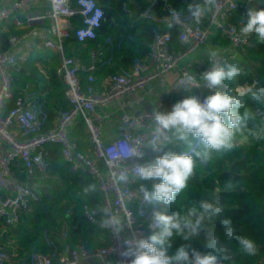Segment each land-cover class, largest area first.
I'll list each match as a JSON object with an SVG mask.
<instances>
[{
    "label": "built area",
    "instance_id": "1",
    "mask_svg": "<svg viewBox=\"0 0 264 264\" xmlns=\"http://www.w3.org/2000/svg\"><path fill=\"white\" fill-rule=\"evenodd\" d=\"M148 6L142 13L156 20L151 8L159 0H147ZM258 0H218V8L206 14L200 24H196L184 12V25L179 26L178 38L185 26L190 29L188 43L174 51L170 47L172 34L169 30H155L149 44L150 54L147 58L137 57L130 67H122L118 72L107 77L103 87L95 85V73L105 66L116 62L117 53L121 50L125 32L118 30L106 36L103 43L89 51L86 62L80 55H67L69 39L75 37L86 43L100 36L99 30L105 19V11L98 0H0V24L10 20L23 31L8 36V47L0 37V222L6 226L17 225L21 215L29 208L30 198L35 191L30 184L21 181L15 175L13 166L17 159L24 163L28 180L36 178L38 172L48 175V152L44 149L47 143L61 146L62 154L72 172H88L98 182L104 196V207L117 212L128 226L119 235L110 236L106 244L89 250L86 245L68 241L69 227L65 220L52 238L45 234V241L55 245L61 244L59 255L53 252L32 251L23 264H78L89 258H96L104 264H130L131 257L125 258L121 253L125 250L124 240L132 236L147 237L154 230L149 229V219L154 210L162 205H143L139 193V182L131 179L128 183H117L114 174L128 170L136 163L150 162V156H158L150 149L145 150L142 159L130 157L133 148H139L147 140L150 133V116L154 107L161 111H171L177 102L176 97L184 94L190 87L187 75L203 73L211 67V61L191 64L187 60L218 31L228 42V46L218 47L220 58L228 63L239 61L240 50L253 47L255 35L243 36L240 33L241 21L247 22V13ZM198 2V1H197ZM164 10L174 9L169 0H163ZM80 18L81 24L74 27L73 16ZM52 49L59 58L55 67L57 76L64 83L65 95L71 103L69 109L57 110L53 123L46 126L50 112L46 108L48 91H39L24 85L15 95L14 68L18 58L28 50ZM44 68V65L41 64ZM177 69L175 80L160 93L153 108L139 112H122L118 133L112 139L103 137L105 113L101 107L126 95L143 90L154 80ZM87 74L82 84L81 73ZM246 86V85H245ZM240 90V86L237 87ZM216 89L199 88L200 97L213 94ZM14 105L6 111L9 100ZM83 120L88 137L93 144L91 153L78 148L71 135L75 124ZM164 150V149H163ZM183 151V150H182ZM152 190L154 180L143 181ZM12 254L0 246V264H8ZM108 263V264H109ZM256 264H264V256Z\"/></svg>",
    "mask_w": 264,
    "mask_h": 264
},
{
    "label": "trees",
    "instance_id": "2",
    "mask_svg": "<svg viewBox=\"0 0 264 264\" xmlns=\"http://www.w3.org/2000/svg\"><path fill=\"white\" fill-rule=\"evenodd\" d=\"M198 1V0H197ZM105 11V19L100 36L91 39L86 43L79 42L75 37L69 39L70 44L66 48L67 55H80L84 61L89 60V51L92 47L103 43L106 36L118 30L125 32V39L121 50L117 53L116 62L111 66H105L95 73V85L103 87L104 80L118 72L122 67H130L135 58H147L150 54L149 44L155 30H169L172 34L170 47L176 51L183 44L178 38L180 28L178 26L168 29L162 20L142 15L148 6L147 0H98ZM176 10L187 11L188 4L193 0H169ZM163 0L151 8L153 14L158 18L169 15L162 7ZM264 9V0H261ZM74 27L81 24L80 18L73 16ZM23 30L15 26L10 20L0 24V37L4 42V48L8 47V36L12 33L19 34ZM212 41L215 44L228 46L229 42L222 37L218 31ZM241 61L239 64L245 69V75L240 77L238 85L245 86L256 84L264 86V43L255 39L253 47H246L240 50ZM23 73L14 68V93L20 91L25 85L21 79ZM49 81L47 84L46 108L50 112V119L46 126L53 123L57 116L56 111L69 109L71 103L64 91V83L57 76L55 66L51 65L49 70ZM87 74L81 73L82 84L86 83ZM200 95L199 88L187 90L184 94L176 97L177 102L189 95ZM249 107L255 108V104L248 102ZM14 105V99L9 100L6 105L8 111ZM73 139L77 142L78 148L91 153V143L86 125L79 120L71 130ZM44 149L48 152V175L39 171L38 176L31 180L26 177L24 163L17 159L13 166L15 175L21 181L37 186L36 196L30 198L29 208L21 215L17 227L14 228L15 236L22 245L21 252L61 251V244L54 241L55 245H49L45 241V234L51 233L52 238L60 230L66 220L69 227L68 241L72 244L80 243L86 245L89 250L96 249L106 244L110 236L108 230H101L97 224L87 215L88 210L98 206L104 207V196L98 182L88 172H72L65 161L62 149L59 144L47 143ZM184 148L176 145H167L164 152L173 151L180 153ZM163 152L160 154L162 155ZM156 156H150V162ZM231 179L237 186L232 192H224L225 181ZM154 180V183H158ZM94 183L97 191L85 197L82 189ZM218 198L224 206L223 216L217 218L210 225L214 235L218 236L221 244L230 250V258L221 259L220 264H256L264 256V140L249 139L241 144L234 151L216 158L207 168L197 169L196 176L189 182L188 188L182 194L179 205H161V211L172 214L176 211H184L191 203H198L202 199ZM99 219V216L96 217ZM222 218H231L237 236H248L252 238L258 247L256 255L247 256L239 251V244L235 238L229 240L225 236V230L221 224ZM208 239L203 233L191 240L185 241L175 237L169 255H174L181 246L195 248L202 253L209 252L207 247ZM54 264H57V259Z\"/></svg>",
    "mask_w": 264,
    "mask_h": 264
},
{
    "label": "clouds",
    "instance_id": "3",
    "mask_svg": "<svg viewBox=\"0 0 264 264\" xmlns=\"http://www.w3.org/2000/svg\"><path fill=\"white\" fill-rule=\"evenodd\" d=\"M218 8V0H193L187 6L188 16L200 24L207 13ZM164 23L168 29L184 25V11L169 9ZM240 33L243 36L255 35L259 43H264V9L249 10L247 22L241 21ZM190 29L185 26L181 33V43H188ZM211 67L197 75H187L191 90L204 86L216 91L203 99L196 94L176 102L171 111L164 112L154 107L150 118V133L139 148L131 150L130 157L142 159L145 150L163 152L151 162L136 163L128 170L114 174L117 183H128L131 179L139 182V193L143 205H179L182 194L189 182L196 176L197 169L207 168L216 158L234 151L249 139L264 140V86L256 84L240 86L238 80L245 69L236 63H228L220 58L218 50L206 53ZM255 104L249 107L248 102ZM167 145L184 148L180 153L164 152ZM158 180L149 190L143 181ZM236 184L231 180L224 183L223 191L232 192ZM97 191L94 183L82 189L85 197ZM224 206L218 198L202 199L191 203L184 211L167 214L154 210L148 223L154 230L150 236H132L124 240L125 250L121 255L131 257L130 264H220L221 259H229L230 250L221 244L210 225L223 216ZM87 215L101 230L119 235L127 225L125 219L108 207L90 209ZM99 216V219L96 217ZM225 236L235 238L239 251L247 256L256 255V242L248 236H237L231 218H222ZM203 233L208 239L209 252L202 253L195 248L181 246L174 255H169L172 241L180 237L185 241Z\"/></svg>",
    "mask_w": 264,
    "mask_h": 264
},
{
    "label": "crops",
    "instance_id": "4",
    "mask_svg": "<svg viewBox=\"0 0 264 264\" xmlns=\"http://www.w3.org/2000/svg\"><path fill=\"white\" fill-rule=\"evenodd\" d=\"M261 0L256 1L250 10H261ZM223 47L222 45L213 43L212 39L209 40L208 45L195 51L191 57L187 60L191 64L197 62H203L205 54L210 49H216ZM59 63L57 53L52 49H40V50H28L24 52L18 58V69L23 73L21 79L25 81V85H28L32 89L39 91H46V87L49 81L48 70L51 65L55 67ZM33 64L34 70L30 69V65ZM44 65V68L41 67ZM178 71L174 69L163 77L154 80L149 86L143 90L126 95L120 100L113 101L107 106L101 107L99 110L105 113L103 137L106 140L112 139L118 133V125L120 115L122 112L135 113L142 109L153 108L157 96L162 93L166 87L171 84L177 77ZM201 73L198 74V77ZM31 185V183H29ZM37 190V186H33ZM30 211V208H28ZM17 225L6 226L2 221L0 222V246L8 250L12 254V259L8 264H23L27 257V252H21L22 245L15 236L14 228ZM109 263V262H108ZM107 263V264H108ZM78 264H104L102 261L96 258H89L80 261ZM111 264V263H109Z\"/></svg>",
    "mask_w": 264,
    "mask_h": 264
},
{
    "label": "rangeland",
    "instance_id": "5",
    "mask_svg": "<svg viewBox=\"0 0 264 264\" xmlns=\"http://www.w3.org/2000/svg\"><path fill=\"white\" fill-rule=\"evenodd\" d=\"M211 39H212V37L210 38V40H211ZM208 42H209V41H208ZM202 47H203V46L199 47L198 49H200V48H202ZM198 49H197V50H198ZM241 60H242V58H241V56H239V61H241ZM31 68H32V69H31ZM30 69H31V70H34L33 64L30 65Z\"/></svg>",
    "mask_w": 264,
    "mask_h": 264
},
{
    "label": "water",
    "instance_id": "6",
    "mask_svg": "<svg viewBox=\"0 0 264 264\" xmlns=\"http://www.w3.org/2000/svg\"><path fill=\"white\" fill-rule=\"evenodd\" d=\"M15 67L17 68L18 67V64H15Z\"/></svg>",
    "mask_w": 264,
    "mask_h": 264
}]
</instances>
